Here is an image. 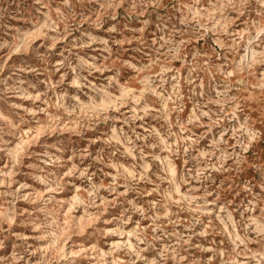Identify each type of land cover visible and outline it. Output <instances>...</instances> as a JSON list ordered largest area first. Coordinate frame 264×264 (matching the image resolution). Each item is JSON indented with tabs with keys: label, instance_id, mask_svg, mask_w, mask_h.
Listing matches in <instances>:
<instances>
[{
	"label": "rangeland",
	"instance_id": "1",
	"mask_svg": "<svg viewBox=\"0 0 264 264\" xmlns=\"http://www.w3.org/2000/svg\"><path fill=\"white\" fill-rule=\"evenodd\" d=\"M0 264H264V0H0Z\"/></svg>",
	"mask_w": 264,
	"mask_h": 264
}]
</instances>
